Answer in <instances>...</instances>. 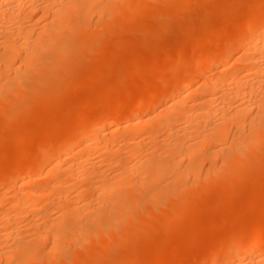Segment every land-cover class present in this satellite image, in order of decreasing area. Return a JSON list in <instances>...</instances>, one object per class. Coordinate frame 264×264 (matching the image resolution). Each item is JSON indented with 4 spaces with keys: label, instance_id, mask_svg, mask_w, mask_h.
I'll return each instance as SVG.
<instances>
[{
    "label": "rangeland",
    "instance_id": "obj_1",
    "mask_svg": "<svg viewBox=\"0 0 264 264\" xmlns=\"http://www.w3.org/2000/svg\"><path fill=\"white\" fill-rule=\"evenodd\" d=\"M130 1H119L117 3L119 4V9L116 10L117 8H114V10L109 12L111 10L110 9L108 11V15L106 14V16L103 17L97 18L96 14L91 13L92 15L90 14L91 16L89 15V17L86 19L88 23L87 25L89 26L86 29V35H84L85 37L89 36L88 39L91 38L90 40L86 39L83 35H78L74 30V27H72V24H75L76 20H80V16L78 17L76 15V12L69 13V18L67 16V18L65 19V32L63 31V33H61V35L59 36L62 42L58 44H62L61 46L57 45V47L54 46L55 48L44 47L37 49L38 52H35V54L37 53L36 55L31 54V56H29L28 64L30 63V66L24 65V67L21 66V62L18 63L21 59L19 56L22 54V56H27V54H24L26 52L25 49L23 50L25 52L21 50V48L23 49V47H19V50H21L23 53L19 51L18 53H21L20 55L18 54L19 56H17L20 59L18 57V59L14 57L16 62L14 61V63L13 61H11L15 65L12 64L13 66H9V70L4 67L2 69V67H0V70H3L2 72L0 71V75H2L3 77L1 79H3L2 81H5L4 85L1 84L3 82L0 81V94H4L2 96L0 95V175L1 172L2 174H4L3 170L4 172H6L5 169L9 171L11 168L17 166L19 160H22L21 158H23V160H31L35 158L38 159L40 157H43L44 155V157H46V154L50 153L49 151H52L51 153L59 151V144L55 139L58 138V140L60 141V139H62V136H67V134L71 133L70 131L73 132L79 125H82L83 123L85 124L84 126L86 127V129L89 131L90 127L94 125L95 121L99 117L104 115L97 112H106L108 110L109 112L107 111L106 113H117L119 121L115 120L113 122L119 123V125L117 124L116 126H114L115 124L113 123V127L111 126L113 129L110 127L109 130H107L108 133H106L105 136L107 138H110L111 135H117L112 139L113 144H115L116 142L115 146H117V144L123 143L124 140L121 141L122 136H119L121 134L123 135V133L125 135L126 130L130 128L132 129L131 126L126 127L127 129L123 128V125L127 123L126 121L128 119H131L129 117L135 118L136 116H142V118H145L148 116V112L150 114L151 112L152 114H154L153 112H155V114L157 115L159 111L163 110V101L165 100L163 98L168 97V94L164 93L167 92V90L169 92L173 91L171 94L175 93V90L178 89V86H176L177 82L179 81L178 79H180L184 75L183 73L193 68L194 62L202 61L205 58L207 52L210 51V49L219 48L222 50L224 48H227L224 56L220 58L221 61H223L222 64H224L222 65L221 69L227 68V66H232V64H235L236 59L239 56L245 54L246 52H249V40L235 43L230 42L228 38H230V36L232 37L234 33L237 32V30L242 26V24L246 22L245 19L250 20V18L252 17V21L258 18L262 13H259V15L257 14V12H262L264 8H261V4L264 5V0H189L192 7L187 6L188 4L190 5L187 0ZM152 2L154 5L152 4ZM194 3L197 7L193 5ZM257 4L258 6H256ZM183 5L187 7L184 8ZM253 5H255V8L253 7ZM154 7H156V9ZM257 7H260L259 9L261 10L255 12V9H257ZM253 9L255 11H253ZM131 10L133 11L131 12ZM39 13L41 14L42 12H36L38 16L40 15ZM37 15H35V17ZM240 15L243 17H240ZM41 16H39L40 19L38 20H36V18H34L33 16H31L32 18L29 17L30 24L34 22H31L32 19H35L36 23L38 22L42 24V20H45L46 17L45 14L43 18H41ZM90 17L92 20L90 19ZM99 18L101 20H99ZM24 21L25 20L21 21V24L23 26L25 24L29 25L28 21L25 22V24ZM93 22L98 23L93 24ZM36 23L34 22L33 24ZM40 24H36V26L33 25V28H35V31L31 30L32 33L34 32L33 34H31L28 29L31 37H37L38 33H40L42 29H45L41 28L39 30L40 27H44L45 25L42 24L41 26ZM7 25L12 26L9 23ZM91 26L94 27L91 29ZM70 27L72 28L70 29ZM42 32V35L46 37L45 31ZM71 32H75L77 35ZM91 32H93V34H91ZM93 35L95 36L93 37ZM77 37H79V39H77ZM14 38V41L17 39L16 44L19 42L18 46L21 45L22 39L23 41H26L23 37ZM63 38L64 40H67L66 43L68 42V44H66L65 41L62 40ZM1 39L0 40L3 41V38ZM79 40H81L80 42L83 41L82 43H80L81 45L79 44ZM87 40L88 42H85ZM28 41L31 42V39L29 40L27 38V42ZM226 41H229L230 43L228 44V42ZM27 42H25L26 44L22 42L25 47L28 46ZM73 42L77 43L78 45H74L75 43ZM0 45L2 44L0 43ZM54 49L57 50L53 51ZM1 51L3 52L4 50L3 47L1 48L0 46V56L2 54ZM196 58L197 60H195ZM15 66L16 68L17 66L19 67V69L17 68V71L15 69ZM11 67L12 70L15 69L13 71H16V74L18 73V71H20L18 73V75L20 76L16 77L14 72L11 70ZM20 67H22V70L20 69ZM6 70L8 71V73ZM134 73H136L137 75ZM216 74L217 70L214 69L213 66H208L207 68H205V70L203 69L200 72V74L194 81V84H196L195 86H200V84H203L204 79H211L213 76H216ZM7 75L9 76L7 77ZM4 77L6 78L4 79ZM186 92L189 93L187 94ZM186 92H184L183 94L188 96V98L185 100L186 102L184 101L182 103V107L188 108L189 105L194 103L195 95H199L197 92L190 93V90H187ZM156 94H161V96L159 98H156L157 100H154L155 105L145 106L144 103L148 99L147 96H149L150 98L152 95L156 96ZM261 95L263 96L264 93H261ZM15 96L17 97V99ZM20 97L23 98L20 99ZM25 97H27L26 99L28 100H25ZM16 101L20 102L18 103ZM236 101L234 103H236L237 106L239 101ZM16 103L18 104L17 106ZM263 109L264 107H262L261 109H256L257 111H254L253 109V114L247 113L245 115L246 117H244V121H241L240 123L243 126V129H241L243 130L242 132L241 130L239 131V128L237 129L236 126L235 128L238 131H235V128L233 129L234 125H232V127L228 131L229 135L227 134L228 137H226L230 140H222L223 142L220 141V144L216 143V146L214 144L212 146L211 144L209 145V147L207 146L197 151V153L199 154H196L194 160L196 161V159H198L199 157L198 161H196V166L197 169L198 167L201 168H199L200 170H197V172H200L199 178H197L198 176L195 177L197 180L193 176H188L185 177V179L182 178L184 180L178 179L177 181L173 174L165 175L163 176L164 179H162L161 177L157 178L156 180L153 177L144 176L142 178L143 181L141 182L145 183V181H147V183L150 185H145L147 183H143L141 185V183L138 182L139 177L137 178L136 176H131V179H134L129 180L128 178L129 181L123 184L121 187H115L119 193H117L116 191L115 193L117 195H112L116 196L114 199L111 196L110 200H108V202L106 201L107 203H98L100 207L103 208H98L97 204L95 208H92L90 206L89 208L85 207L86 209H83L82 205L84 204L82 202H77V206L82 207L83 210H86L85 213L87 214V216L86 214L84 216V213L81 212L80 214L83 213L84 217L80 214H76L79 218L78 219L72 214V217H69L70 219L66 221V226H63V229L67 230L65 227L71 225V228L68 229V232L70 233V229L73 230L72 233L74 234V238L72 237L71 240H73L74 242L71 244L70 242L68 244V241L64 242V244H68L67 246H64L62 244L63 247L66 248L60 249V252L57 251L58 254H54L48 252L49 250H47L49 248V245L53 244L52 239L38 240L39 242L43 241L40 245H37V249H39L38 246H41V250L38 251L42 252L38 253L42 255L41 257L38 256L39 258L37 257L28 264H121V262L123 264V259H130L132 261L131 262L130 260H128L126 264H129V262L130 264H202L205 260L206 263H208V258L211 259V255L213 257L216 256L218 252H221L224 246L227 244V241L234 239L235 236H242V233L243 235H246L247 233H250L252 231L261 232L264 229ZM162 113L160 115H162ZM254 115L256 117H254ZM259 115L262 117H259ZM249 117L251 118V120H254L255 118V121L258 125H256L255 122V124L253 123L252 125V122L250 123L251 120H248ZM123 118L126 120H124ZM214 120L215 119H213V122L217 121ZM247 120L249 122H247ZM120 122L122 123V125H120ZM213 124L212 126L210 125L211 127L209 126L211 129L213 128ZM260 124L262 125L261 127ZM122 128L125 132L122 131ZM210 128H208L209 131ZM250 129H252V131ZM255 130L258 131L256 135ZM8 132L9 134H7ZM163 132L165 131H159V134L162 133V135L159 136L160 139H158L159 141H157L156 144H158L162 140H166L165 134ZM5 134L10 136H5ZM89 134H87V139L93 133L91 134L89 132ZM237 135H243L242 142L248 139L247 142H244L247 143V146H242V143H240L241 140H239L240 142L236 141L238 140ZM92 136L95 135L93 134ZM233 136H236V138H233ZM233 139L238 142L239 146H242V148H240V151H237V149H235L234 147H230L234 143L236 144V142H233ZM252 139L255 141H253ZM189 140L190 138H188V142ZM156 144L155 146H157V155H159L158 152H160L161 150L163 151L164 149L162 148H164V146L162 143H159V145ZM223 144L231 145H227L225 147V145ZM155 146L152 147V149L155 148ZM218 147L221 148V150L224 147V149L222 150L223 153L220 152V156L217 155V157L216 155L215 157L214 155L209 156L208 153L212 152L214 148L219 149ZM227 147H230V149L228 150H230L232 153L234 152L231 156H229V153H224L227 151L225 149ZM82 148H84V144L80 141L72 145V147H69L71 154L70 157L73 154L78 153V149L80 151ZM39 152L42 153L40 154ZM163 154L165 153L161 152V155ZM93 155L94 153L92 154V156ZM123 155L120 154V156H117L124 157V159L127 158L126 160L132 161V159L128 158L126 155ZM92 156L90 154V157ZM186 160L187 159H184V164L186 162L188 163V161ZM187 163L183 166H186ZM46 166L47 168L49 167L48 164ZM118 168L119 167H116L113 170L110 169L111 172L108 170L106 172L108 174L105 175L106 179L110 177L107 180L111 179L113 181V178L111 177L112 174H114L113 177H117L118 173L122 169L121 167L120 170ZM116 172L117 176H115ZM121 173L122 172H120L119 175ZM45 175L46 172L44 170L43 173L38 172L34 175H31L32 177L30 176V178L29 176H25L26 178L23 177L24 179L8 178L0 183V218L3 215H7L8 212H11L10 214H8L11 216L16 214L18 218H14L16 221L14 222V224H12L13 228L16 227L17 230L19 229V235H17L20 238L22 237L20 240H22L24 237L23 231L26 232L25 235H27V238H25L26 240H23L27 242H21L27 244L30 243V240L28 239L30 237L28 236H31L33 232H37V230L33 231V229L32 231L29 229L31 232L27 230L31 225L29 221L35 222L37 217L33 216V210L35 206L31 207V205L38 203V206L43 208L41 211L45 212L47 210V214H51L48 217L46 216L47 214H45L46 212L44 213L43 217L45 216L44 218H46L47 222L44 221V219H38L37 217L39 222L38 220H36L38 222H36V224L40 225H36L35 223L33 224L35 226H41L39 227L41 229H43L46 224H50L55 219H57L59 213H57L58 209H54L56 206H53L54 208L51 207L52 205H55L52 204V201H50L51 198H38V196L35 195H30L31 198L27 197L28 200H25L26 203L23 204L24 206L22 205L21 207L20 205V207L16 206L14 209H12L11 199L14 198L16 190L14 187H16L17 189L19 187L23 188L25 189V192H33L34 188V190H37L36 187H40L41 185H43L42 188H47V186L50 185L49 181H51L52 179ZM35 178H37V180ZM117 178L114 179L116 180ZM99 180H101V182L103 180L105 181L104 178H100ZM115 180L114 182L117 181ZM40 181L45 182L38 183ZM94 182H98L97 179L94 180ZM101 182L96 183V185L103 184ZM188 183H190V186H188ZM84 193L86 194L85 197L88 196V199H84L85 201L82 200L83 202H85V205L87 204V202L89 203L91 201L90 203L94 204L95 206L97 201H92L94 198H96L94 193H92L91 196L89 195L90 192ZM149 193H151V195ZM35 197L38 199H36ZM32 199H34L35 202H33ZM44 199H46L47 201ZM31 201L33 202V204H31ZM150 201L152 202V204ZM139 202H141V204L144 203L143 205H141V208ZM27 203H29V206L26 205ZM47 203H50L51 206L49 207V204L46 207ZM118 203L125 206L118 207V209L122 208L123 213H117L118 210L116 211V208L119 205ZM25 205L26 210L24 211L23 208L25 207ZM76 205L74 203L71 207ZM48 207L49 209H53L51 210V213L49 212V209H45ZM108 207L110 208V210H106V208ZM151 208H153L154 211ZM7 209H9V211ZM92 209H97V211H94L96 212L94 214L101 215H99V217L93 215ZM16 210L18 212H16ZM114 212L118 215L121 214L119 215L120 219H118L119 216L116 217L117 215H112ZM22 214L28 217L22 216ZM88 214H91L92 218H96L92 220V223L91 220L88 219L91 218L90 215L88 216ZM23 217L27 219V222ZM50 217H52V219ZM111 217H115L118 220L116 221V219H114L116 221L115 222L113 219H111ZM22 218L25 221L21 220ZM40 219L46 223H40ZM1 220L2 219H0V223L3 222H1ZM17 220L18 222L22 221L20 222L21 224L19 223L20 225L18 224ZM94 220H97L99 224L93 223ZM23 223L28 224L29 226ZM106 224L108 226H106ZM114 226L116 227V229L114 228ZM4 227L5 226H3V228ZM36 228L38 227H35L34 229ZM105 229H107L108 233ZM7 230L10 231L11 229ZM80 230L83 232H81ZM91 231H93L94 233H91ZM0 232L1 235H3L5 232L4 238L6 237V235L8 236L11 233L6 232L5 228L0 230ZM76 233L79 234L78 237L76 236ZM13 234L15 235V232H13ZM13 234L11 233V235ZM20 234L23 236H20ZM162 234L165 236H163ZM168 234L170 236L166 238V235ZM1 235L0 239H4L1 238L3 237ZM17 235L15 236L17 237ZM33 235L34 238L31 237L30 239L35 240L36 234L34 233ZM12 237L14 236H11L10 239H12ZM4 240L6 241V239ZM161 240H164V242ZM38 241L35 240L33 243H37ZM9 242L12 241L9 240ZM13 242H15L14 239ZM6 243L2 242L0 244V247L2 246V250L7 248V246H4L8 245ZM134 254L138 256L136 257ZM132 255L134 257L133 259ZM126 256L129 257L126 258ZM1 260L3 262V259ZM245 261L247 260H244V262ZM0 264H2L1 261Z\"/></svg>",
    "mask_w": 264,
    "mask_h": 264
},
{
    "label": "bare ground",
    "instance_id": "obj_2",
    "mask_svg": "<svg viewBox=\"0 0 264 264\" xmlns=\"http://www.w3.org/2000/svg\"><path fill=\"white\" fill-rule=\"evenodd\" d=\"M119 1H122V0H0V39L3 38V41H1L2 39L0 40L1 41L0 43L2 44L0 46H1V48L3 47V50H4L3 52L1 51L2 54L0 56V67H2V69H3V67L8 69V67L11 66L14 61L16 62L14 57H16V59H18L19 57L21 58V59L19 58L20 60L18 63L21 62L22 67H24V65L30 66V63L28 64L29 56H31V54L32 55L35 54L37 49L44 48V47H46V48H48V47L53 48L54 46L57 47V45H59L58 43L62 42L60 40L59 36L61 35V33H63L64 28H66L65 27L66 26L65 19L67 18L69 13L76 12L77 13L76 15L78 17L80 16V20L79 21L76 20L75 21L76 23L75 24L73 23L74 26L72 24V27H74V30L76 31V33L78 35L84 36V35H86V29L89 26V25H87L88 23L86 21V19L89 17V15L91 13H94L97 15V18L106 16V14L108 15V11L110 9L111 10L109 12L114 10V8L115 9L117 8L116 10L119 9L118 8L119 4H117ZM124 1H128V0H124ZM130 2H133V0H131ZM187 2L190 3L189 0H187ZM260 3H262V2H260ZM116 4H117V6H116ZM133 4H135V3H133ZM152 4H153V2H152ZM200 4H201V1H200ZM205 4H206V2H205ZM193 5L196 6L195 3ZM187 6L192 7L191 3H190V5L188 4ZM187 6H184V8ZM198 6H200V5H198ZM254 6L255 5H253V7ZM256 6H258V4ZM261 6H260L261 8L264 7V5H262V4H261ZM191 7H189V8H191ZM154 8L156 9V7H154ZM259 8L257 7V9H255L256 11L254 9H253V11H255V12H257L258 10L260 11L261 9H259ZM251 10H252V8H251ZM39 11L42 12L41 14L39 13L40 14L39 16H41L43 14L41 16V18L44 17V14L46 17V19L44 18L46 21L42 20V24H45L44 27L39 28V30L41 28H45L44 30L42 29V31H45L46 37L44 35H42V33H43L42 31H40L41 36H40V33H38L37 37H31L30 33L31 34L34 33V32L32 33L31 30L35 29V28H33L34 27L33 25L36 26V24H40L38 22L36 23V20L40 19L39 16L37 15L38 13L36 14V12H39ZM128 11H129V9H128ZM132 11L133 10H131V12ZM208 11H210V10H208ZM174 13H175V11H174ZM259 13H262V14L260 15ZM257 14H259L260 16L258 15L259 17L257 16L258 18H256L255 20L251 21L252 17L250 18V20L245 19L246 22H244L238 30L236 29L237 32L234 31L235 32L233 35L234 37L230 36V38H228L230 40V42H235V43L236 42L239 43V42L244 41V40H249L250 41L249 48H248L249 52H246L245 54H243L241 56L238 55L239 57L236 59L235 64H232V66H230V67L227 66V68L221 69L222 65H224V64H222L223 61H221L220 58H222L224 56L225 52L227 51V48L226 49L224 48L222 50L219 48L218 49L217 48L210 49V51L207 52L205 58L202 61L194 62L193 68L189 69V71H186L185 73H183L184 75L180 79H178L179 81L177 80L178 82H177L176 86H178L177 87L178 91L175 90V93L171 94L173 91L169 92L167 90V92L164 93V94H168V97L163 98V99H165L163 101L164 108H163V110H161L163 113L161 111H159L158 112L159 114L157 113V115H156L155 112H153L155 114L154 115V114H152V112H151V114L148 112V114L146 113L148 116L145 114L147 116L145 118H142V116H140V117L136 116L135 118L129 117L131 119H128L126 121L127 123L125 122L126 124L123 125L124 126L123 128L127 129L126 127L131 126L132 129L130 128V129L126 130V132H125L124 129L122 128L123 129L122 131L125 132V135L123 133V135L121 134L119 136V137L122 136L121 141L124 140V142H123L124 144L120 143L122 145L117 144V146H115L116 142H115V144H113L112 139H113V137H115L117 135H115V136L111 135L110 136L111 139L107 138L105 136V134L108 133L107 130H109V128L111 126L113 127L114 124H115L114 126H116L117 124L119 125V123L113 122L115 120L119 121V118L117 117L118 116L117 113H113V112L112 113H106L108 110L106 112H97V113H101L104 115L101 117L98 116L99 118L95 121L94 125L92 127H90L89 131L84 126L85 124L82 122L83 124L79 125L73 132L70 131L71 133L67 134V136L66 135H65V137L62 136V139H60V141L58 140V138L57 139L54 138L55 140H57V143L59 144V145L57 144L60 148L59 151H57L55 153H51L52 151H49L50 153L47 152L48 154H46L47 155L46 157H44L45 155L43 154L44 155L43 157L39 156L40 158H38V159H36V158L31 159V160L27 159L28 161L23 160V158H21L22 160L21 161L19 160L20 163L18 162L19 165L17 164V166L11 168L9 171H7V169H5L6 172H4V170H3L4 174H2V172H1L0 183L3 182V180L8 179V178H23V177L26 178L27 176H29V178H30L31 175H34L38 172L43 173L44 170L46 172V175L50 179H52L51 181H49L50 185L48 184L49 186H47V188H42L43 185H41V186L38 185L42 189L40 187H36L37 190H34L35 188L32 187V188H34L33 192H30V191L25 192V189H23V188L19 187L17 189L16 187H14L16 190H15L14 198L11 199V203H12L11 208L12 209H14L16 206L20 207V205L22 207V205L26 203L25 200L27 199V197H30V195L38 196V198H47V199L51 198L50 201H52L53 202L52 204H55V205L51 206L50 203H47L46 207L50 204L49 207L50 206L51 207L56 206L55 208L54 207L53 208L55 210L58 209L57 213H59V214H58L57 219H55L50 224H46L45 227L43 229H41V228H39L41 226H35L33 223L36 224V222H37L36 220H38L39 218L44 219V221L47 222L46 218H44L45 216L43 217L44 213L47 210L45 212L41 211L43 208L38 206V203L33 204V202H35V201H34V199H32L33 202L31 201L32 202L31 204H33V205H31V207L35 206V208L33 210V216H35V217L37 216L38 219L36 217L35 222L29 221L31 223L30 226L28 224H25V223H23V224L29 226L27 229L29 232H31L32 229H33V231L37 230V232H33V234L34 233L36 234L35 240L38 241V240H51L52 239L53 244H50L49 248L47 245V248H48L47 250H49L48 252H50V253L58 254V252L61 251L60 249L66 248V247H63V245L67 246L69 244V242H70V244L74 242L73 240H71L72 237L74 238V236H73L74 234L72 233L73 230L70 229L69 230L70 233L68 232V229L71 228L70 227L71 225L65 227L67 230L63 229L64 228L63 226L67 223L66 221L70 219L69 217H72L71 215L73 214V216L78 218L77 215H79L81 212H83L84 216H85L86 210H83L85 207L89 208L91 206L92 208H95L98 203H100V204H103L104 202L107 203L108 200H110V197L112 195H114V194L117 195L115 193L116 191H117V193H119L115 187H117V188L121 187L123 184H125L126 182H128L131 179V176H133V177L136 176L137 178L139 177L138 182L141 183V185L144 183V182H141V181H143L142 178L144 176L145 177H153L156 180L157 178H161V177H162V179H164L163 176L168 175V174H173L177 181H178V179H182V178L185 179V177H188V176H193L194 178L198 176L197 178H199L200 172L199 171L197 172V170L200 167H198V169H197V166H196L197 165L196 161H198L199 157H198V159H196V161L194 160L196 154H199V153H197V151L200 149H203L207 146L209 147V145H211V144L213 146V144L215 145L216 143H219L220 141L223 142L222 140H227L228 138H226V137H228L227 134L229 135L228 131L232 127V125H234L233 129L236 126L237 129L239 128V131H240L241 129H243L242 128L243 126L240 123H241V121H244V117H246L245 115L247 113L253 114V112H252L253 109L255 111L256 109H261L262 107H264V95L263 96L261 95V93H264V8H263L262 12H257ZM35 15H37V16L35 17ZM246 15H245V17H246ZM31 16L36 18V20L35 19L31 20V22L34 21L36 24H33L34 22L32 24H30V22H29L30 18L29 17H31ZM151 17H153V16H151ZM240 17H243V16L240 15ZM68 18H69V16H68ZM244 18H242V19H244ZM248 18H249V15H248ZM90 19H91V17H90ZM23 20H25L24 24H25V22L28 21L29 25L25 24L26 26L24 25L25 26L24 27L21 24L22 23L21 21H23ZM99 20H101V19L99 18ZM128 20H129V18H128ZM8 23L12 26L7 25ZM97 23L93 22V24H97ZM42 24H40V25L42 26ZM69 24H71V23H69ZM237 26H236V28H237ZM72 27H70V29ZM93 27L91 26V29ZM31 28H33V29H31ZM28 29H29L30 33H29ZM65 30H67V29H65ZM101 30H103V29H101ZM233 30H235V29H233ZM71 33H74L75 35H77L75 32H71ZM102 33H104V32H102ZM91 34H93V32H91ZM100 35H102V34H100ZM42 36H44L45 38ZM94 36L95 35H93V37ZM14 37H17V38L23 37L24 40H26V41H23V39H22L23 43L27 42V38L29 40L31 39V42L30 41L27 42L28 46H26L27 47V49H26L25 45L21 41H20L21 45L18 46L19 42L17 41L18 43L16 44L17 39L14 41V39H15ZM58 37H59V39H58ZM67 37H69V36H67ZM88 37H85V38L88 39ZM77 39H79V37H77ZM90 39H88V40H90ZM62 40H64V38ZM88 40L85 42H88ZM64 41L66 43L67 40H64ZM80 41L81 40H79V44L83 42V41L82 42H80ZM75 42H73V43H75ZM77 42H78V40H77ZM226 42H228V44L230 43L229 41H226ZM226 42H224V43H226ZM66 44H68V42ZM61 45H59V46H61ZM74 45H78V44L75 43ZM222 46H223V43H222ZM19 47H23V49L21 48L22 51L24 49L26 50V52L25 51H23V52H25L24 54H27V56H25V55L22 56L23 54L20 55V53L22 51L19 50L20 49ZM209 47H211V46H209ZM58 48H61V47H58ZM55 50H57V49H54L53 51H55ZM62 50H64V49H62ZM19 51H21V52L18 53ZM54 58H57V57H54ZM195 60H197V58ZM11 61H13V62H11ZM13 65H15V64H13ZM31 66H33V65H31ZM208 66L209 67L213 66V68L217 70L216 76H213L214 78L212 77L211 79L209 78L210 80L203 78L204 79L203 84H200V86L199 85L195 86L196 84H194V81L196 80V78L198 77L200 72L203 69L205 70V68H207ZM22 67H20V69ZM17 68L19 69L18 66H17ZM17 68L15 66L16 71L18 70ZM15 69H13V70H15ZM11 70H12V67H11ZM0 71L2 72L3 70H0ZM16 71H13L15 76L16 77L20 76V75H18V73L20 71H18L17 74L15 73ZM7 73H8V71H7ZM11 73H9V74H11ZM134 74H136V73H134ZM5 75H6V73H5ZM8 76L9 75H7V77ZM1 78H3L2 75H0V81L3 83H1V82L0 83L4 85L5 81H2L3 79H1ZM5 78L6 77H4V79ZM0 87H1V85H0ZM187 90H190V93L197 92L199 96L195 95L194 103L189 105L188 108H185V107H182V103L188 98V96L184 95L183 93L186 92ZM0 92H1V89H0ZM120 93H121V91H120ZM92 94H93V92H92ZM0 95L2 96L4 94L2 93ZM160 96H161V94H156V96L152 95L150 98H149V96H147L148 99L144 103L145 106L155 105L154 100H157L156 98H159ZM21 98H23V97H20V99ZM26 98L27 97H25L24 99L28 100ZM16 99H17V97H16ZM233 100H234V102L236 100H237L236 102L239 101L237 106H236V103L233 102ZM142 101H144V100H142ZM188 101H189V99H188ZM16 102H18V101H16ZM140 103H142V102H140ZM234 104H235V106H234ZM17 105L18 104L16 103V106ZM232 107H233V109H232ZM26 110H27V108H26ZM111 111H113V110H111ZM263 112H264V109H263ZM161 113H162V115H160ZM254 117H256V116L254 115ZM259 117H262V116L259 115ZM2 119H3V116H2ZM213 119H215L217 121L214 120L215 122H213ZM124 120H126V119H124ZM248 120L250 121L251 118L249 117ZM248 120H247V122H249ZM2 122H3V120H2ZM216 122H218V123H216ZM251 122H252V125L254 122L256 123L255 118H254V120H251L250 123ZM263 122H261V123H263ZM213 123H215V124H213ZM212 124H213V128L211 129L210 127L212 126ZM120 125H122L121 122H120ZM243 125H244V122H243ZM256 125H258V124L256 123ZM261 126L262 125L260 124V127ZM207 127L210 128V131L208 130ZM257 128H258V126H257ZM36 129H37V127H36ZM237 129L235 128L234 130L236 131ZM163 130L165 131L163 133L165 134V138L167 141L162 140L159 142V143L163 144L164 148H162V147L161 148L164 150L163 151L161 150L160 152H158L159 155H157V148H156L157 146H155V144L157 141H159L158 140V139H160L159 136L162 135V133L159 134V131H163ZM250 130L252 131V129H250ZM242 131L243 130H241V132ZM9 132L7 134H9ZM89 132L91 134L93 133L95 136H92L93 135L92 134L91 135L92 138H91V136H89L87 139V134H89ZM257 132L258 131H256L255 135L257 134ZM65 133H67V132H65ZM231 134H233V133H231ZM23 135H24V133H23ZM60 135H58V136H60ZM5 136H10V135L5 134ZM47 136H48V134H47ZM242 136L237 135L238 140H236V141L241 140V142L239 141L240 143H242L241 145L247 146V143H244V142H247L248 139H246V141L242 142V140H243ZM0 137H1V135H0ZM247 137H249V136H247ZM188 138H190L189 142H188ZM233 138H236V136H233ZM42 140H44V139H42ZM228 140H230V139H228ZM233 140H234L233 142H236L235 139H233ZM79 141L83 142L84 148H82L80 151L78 149L77 150L78 153H75L70 157L71 154H70L69 147H72V145H74L75 143H77ZM253 141H255V140H253ZM54 142H53V144H54ZM159 143L156 145H159ZM162 144H161V146H162ZM225 144H223V145H225ZM234 144L232 146H230L231 144L230 145L227 144V145H229L231 148L234 147L235 149H237V151H240V148H242V146H239L238 142H236V144H238V145H236V144L234 145ZM227 145H225V147ZM154 146H155V148L152 149V147H154ZM230 147H227L225 149L227 151H230V150H228V149H230ZM39 149H41V148H39ZM223 149H224V147L222 148V150ZM45 150H46V148H45ZM209 150H211V149H209ZM209 150H207V151H209ZM222 150H221V148H219V149L214 148V150L212 152H210V153L207 152V153L209 154V156L214 155V157H215V155H216V157H217V155L220 156V152L223 153ZM39 151H41V150H39ZM72 151H75V150H72ZM227 151L224 153H226V154L229 153L230 154L229 156H231L234 153V152L232 153L231 151L230 152H227ZM161 152L162 153L164 152L165 154L161 155ZM39 153L41 154L42 152H39ZM93 153H94V155L92 156ZM241 153H243V152H241ZM68 154H69V156H68ZM90 154L92 157H90ZM120 154L126 155L128 158L132 159V161L126 160L127 158L124 159V157H118L117 155L120 156ZM96 155H97V157H96ZM238 155H240V154H238ZM184 159H187L186 161H188V163L186 162L187 163L186 166H183L186 164V163L184 164V162H183ZM46 163L49 166L48 168L46 166L47 165ZM181 163H183V164H181ZM116 167H119L118 168L119 170L122 168L120 171L122 173L119 175V173H120L119 172L118 176H117V172H116L115 176H117L118 178L113 177L114 174H112L111 177L113 178V181L111 179H110L111 181L107 180L110 178L109 177L110 174H109V176H107L109 178L106 179L105 175L108 174L106 172L108 170L110 171V169L113 170ZM118 169H116V170H118ZM217 170H219V169H217ZM39 174H41V173H39ZM215 174H216V172H215ZM102 177L105 179V181L103 180L101 182V180H99V179L100 178L103 179ZM41 178H44V177H41ZM114 178H117L116 179L117 181ZM128 178H129V180H128ZM35 179L37 180V178H35ZM96 179L99 183L101 182L103 184H101V185L97 184L96 185V183H98V182H94V180H96ZM132 179H134V178H132ZM184 179H182V180H184ZM114 180L116 182H114ZM44 182L45 181H40L38 183H44ZM133 182H136V181H133ZM145 183H147V181H145ZM189 184L190 183H188V186H190ZM145 185H150V184L147 183ZM142 188H143V186H142ZM28 189H31V188H28ZM131 191H133V190H131ZM153 191H154V189H153ZM84 192H90V194H89L90 196L92 193H94L96 198H94L92 201L93 202H95L94 200L97 201L95 206H94V204L90 203L91 201L89 203L87 202V204L85 205V202H83L82 200H84L86 198L88 199V196L85 197L86 194ZM258 193H256V194H258ZM149 194L151 195V193H149ZM112 197L114 199L116 196H112ZM38 198H36V199H38ZM44 200H46V199H44ZM77 202H82L84 204V205H82L83 209H82V207L77 206L78 205ZM74 203H75V205L77 203V205L71 207ZM139 203H140V208H141V205H143L144 203L143 204H141V202H139ZM28 204L29 203H27L26 205H28ZM151 204H152V202H151ZM26 205L23 208L24 211L26 210L25 209ZM106 206H108V205H106ZM119 206H123V207H125V206L119 204L116 208V211L118 210L117 213L118 212L123 213L122 208L118 209ZM49 207L45 208V209H49ZM98 208H103V207H100V205L98 204ZM97 209H94V210L92 209L93 215H96V214H94V213H96L94 211H97ZM107 209L110 210L109 207L106 208V210ZM151 209L154 211L153 208H151ZM7 210L9 211V209H7ZM49 210H50L49 212L51 213V210H53V209L50 208ZM22 211H21V213H22ZM88 211H90V210H88ZM12 212H14V211H12ZM16 212H18V211L16 210ZM47 212L45 214H47ZM55 212H52V213H55ZM10 213L8 212V214H10ZM83 213L80 215L83 216ZM107 213H108V211H107ZM117 213L114 212L112 215L113 216L117 215L116 217L121 215V214L118 215ZM8 214L5 216L3 215L0 218V219H2L1 222L3 221L2 223H0L1 224L0 227H2V228H0V230L5 228L6 232H11L12 234H13V232H15V235H17V234L19 235V231H18L19 229L17 230L16 227H14L15 228L14 229L13 225H12L16 221L15 220L17 217L16 214L13 216L8 215ZM24 214H26V213H24ZM29 215H31V214H29ZM49 215H51V214H47L46 216L49 217ZM89 215L91 217V214H88V216ZM99 215H101V214H99ZM99 215H96V216L99 217ZM22 216L28 217V216L23 215V214H22ZM86 216H87V214H86ZM23 218L21 220H23ZM50 218L52 219V217H50ZM24 219H26V218H24ZM88 219H90L91 223H92V220L96 219V218L91 217ZM111 219H113V220L116 219V221H117L118 219H120V216L118 219L115 217H113V218L111 217ZM18 220H20V219H18ZM18 220H17V222H18ZM29 220H31V219H29ZM23 221H25V220H23ZM44 221L41 220L40 223L44 222ZM20 222H22V221H19L18 224ZM26 222H27V219H26ZM38 222H39V220H38ZM46 222H44V224ZM48 222H50V221H48ZM93 223L99 224V222L97 220H94ZM36 225H40V224H36ZM129 225H132V224H129ZM3 226H5V227L3 228ZM106 226H108V225L106 224ZM35 227H38V228L34 229ZM6 228L11 229V230L8 231ZM114 228L116 229L115 226H114ZM133 228H135V227H133ZM75 229H74V231H75ZM107 229H105V230L107 231ZM111 229H113V228H111ZM23 232H24L23 239L26 240L25 239V238H27V235H25L26 232L25 231H23ZM81 232H83V231H81ZM92 232L93 231H91V233ZM11 233L8 236L6 235V237L4 238L5 232L3 235H1V232H0V235L3 236L1 238L6 239V241L4 239H0V242L1 243L2 242L3 243L8 242V243H6L8 245H4L5 247L7 246L6 249L2 250L1 249L2 246L0 247V249H1L0 250V261L2 264H3V262H4V264H28V263L32 262L34 259H36L38 256L41 257L42 254H40V253L42 251H38V250H41V246H38L39 249H37V245L38 244L40 245L43 241H40V242L38 241L37 243H33L35 240L30 239L31 237L34 238V235L32 234L31 236H28V237H30V238H28L30 240L29 241L30 243L27 244V243H24L27 241H24L23 239L20 240L22 237L20 238L18 235L16 237L14 234L11 235ZM77 233H76V236L78 237L79 234H77ZM107 233H108V231H107ZM143 234H145V233H143ZM11 236H14V237H12V239H10ZM20 236H23V235L20 234ZM93 236H95V235H93ZM163 236H165V235H163ZM166 236H167L166 238H168V236H170V235L168 234ZM97 237H100V236H97ZM13 239L15 242H13ZM1 240H4V241H1ZM9 240L12 241L14 244L12 242H9ZM21 241H24V242H21ZM66 241H68L67 242L68 244L67 243L64 244V242H66ZM161 241L164 242V240H161ZM5 247H3V248H5ZM38 252H40V253H38ZM258 253H259V255H258ZM38 254H40V255H38ZM127 257H129V256H126V258ZM133 258L134 257L132 255V259ZM1 259H3V262ZM123 260H124V263L126 264V262L130 259H128V260L123 259ZM208 260H209L208 263H206V260H205L202 264H204V263H206V264H264V229L261 232L252 231L250 233H247L246 235H243V233H242V236H238V237L235 236L234 239L227 241V244L224 246V248L221 252H218L217 255L213 256V257L211 255V259L208 258ZM244 260H247V261L244 262ZM121 264H122V262H121ZM129 264H130V262H129Z\"/></svg>",
    "mask_w": 264,
    "mask_h": 264
}]
</instances>
